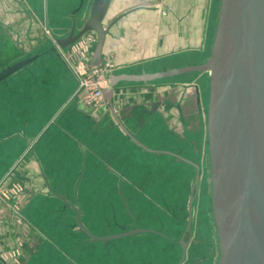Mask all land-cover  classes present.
<instances>
[{
    "label": "crops",
    "instance_id": "crops-1",
    "mask_svg": "<svg viewBox=\"0 0 264 264\" xmlns=\"http://www.w3.org/2000/svg\"><path fill=\"white\" fill-rule=\"evenodd\" d=\"M93 1L0 0V43L17 53L24 49L17 60L39 54L0 82V192L10 190L13 203L22 204L23 220L44 239L85 264H103L98 249L85 243L87 232L74 229L77 209L88 231L98 217L88 207L118 209L117 199L99 203V194L118 193L125 207L139 210L142 170L172 164L174 158L198 164L186 155L191 146L188 114L204 109L200 87L190 93L182 78L121 82L111 104L105 100L84 109L74 98L78 81L72 69L83 73L92 62L97 33L90 31L63 50L45 33L66 38L81 31ZM220 6L221 0H111L102 21L109 28L102 51L106 88L114 76L163 72L203 59ZM190 53L196 57L190 59ZM169 82L177 85L174 91L164 88ZM160 93H167L163 101L157 99ZM47 256L44 264L54 258ZM134 257L141 264L147 259L141 252Z\"/></svg>",
    "mask_w": 264,
    "mask_h": 264
},
{
    "label": "water",
    "instance_id": "water-1",
    "mask_svg": "<svg viewBox=\"0 0 264 264\" xmlns=\"http://www.w3.org/2000/svg\"><path fill=\"white\" fill-rule=\"evenodd\" d=\"M111 0H94L84 28L66 38H56L65 49L84 34L97 33L91 65H100L109 28L102 21ZM53 50H57L54 47ZM39 54L0 70V82L31 64ZM210 72L207 106L208 144L212 164V205L218 229V264H264V0H222L211 55L207 62L156 73L119 75L104 90L110 104L121 82L148 83L190 72ZM192 163V162H190ZM196 182L200 181V167ZM194 192V191H193ZM189 204L180 264L186 258L185 237L191 232L193 204ZM95 240H108L89 233Z\"/></svg>",
    "mask_w": 264,
    "mask_h": 264
},
{
    "label": "rangeland",
    "instance_id": "rangeland-1",
    "mask_svg": "<svg viewBox=\"0 0 264 264\" xmlns=\"http://www.w3.org/2000/svg\"><path fill=\"white\" fill-rule=\"evenodd\" d=\"M54 36L48 32L45 33L48 41H55ZM83 40H87V37ZM214 40L215 35L211 48L206 46L204 49L203 59L190 60L189 66L207 62ZM6 46L5 42L0 43V70L21 61L17 59L26 53L24 49H22L23 52L20 50V53L5 49ZM49 46H44L40 51H45ZM192 55L190 53V59L196 57ZM102 71L108 82L106 68L103 67ZM180 78L187 81L185 84L190 87V93H194V86L198 85L203 100V114L197 115L194 109L188 114L191 146L186 152V155L193 157L200 164V181L196 182L197 171L193 166L174 158L173 165L163 163L156 169L142 170L137 184L140 190L138 205L141 208L134 210L135 212L123 205L118 193L115 195L99 194V203L107 198L119 201L118 209L115 205L114 208L110 205L107 209L88 207V213L96 212L98 216L96 223L88 225V232L97 237L109 238L108 240H95L88 235L85 239L89 247L98 249L97 252L103 264H141L142 262L134 257L140 252L144 258L149 257V260L145 259L144 264L147 263L146 261H148L147 264H180L183 253L180 241L186 232L189 204L194 192H196V198L193 204V222L191 232L185 237L187 252L181 264H218L219 262L220 246L212 205V164L207 132V106L211 75L208 71L190 72L155 81V83L164 80L178 81ZM176 86L175 83L169 82L164 88L167 90L172 88L174 91ZM178 87L181 85L179 84ZM164 96H167V93H160L157 99L163 101ZM5 190L6 188L0 192V259L3 262L6 264H44L43 259L50 254L54 258L46 264H85L66 248L63 249L60 246L59 248L53 242L44 239L38 230L23 220L22 204L13 203L14 199H11L10 190ZM10 200L12 204H15L13 207L8 203ZM75 227V230L78 228L83 230L78 224ZM164 244H168V248L171 247L164 250Z\"/></svg>",
    "mask_w": 264,
    "mask_h": 264
},
{
    "label": "built area",
    "instance_id": "built-area-1",
    "mask_svg": "<svg viewBox=\"0 0 264 264\" xmlns=\"http://www.w3.org/2000/svg\"><path fill=\"white\" fill-rule=\"evenodd\" d=\"M96 41L97 39L94 42ZM59 49L63 50L60 47ZM64 58L66 59V56ZM91 63L87 64L83 73L79 72L75 67L72 69L78 81L74 98L82 102L84 109L88 108V106L95 108L103 104L105 101L104 90L108 85L102 71V65L106 62L104 61L98 66H92Z\"/></svg>",
    "mask_w": 264,
    "mask_h": 264
},
{
    "label": "flooded vegetation",
    "instance_id": "flooded-vegetation-1",
    "mask_svg": "<svg viewBox=\"0 0 264 264\" xmlns=\"http://www.w3.org/2000/svg\"><path fill=\"white\" fill-rule=\"evenodd\" d=\"M192 163H194V162H192ZM195 164H197V163H195ZM199 166H200V164H198ZM194 166V165H193ZM201 168V167H200ZM196 169V168H195ZM197 171V170H196ZM192 222H193V219H192ZM191 226H192V224H191ZM187 235V234H186ZM139 250V249H138Z\"/></svg>",
    "mask_w": 264,
    "mask_h": 264
},
{
    "label": "bare ground",
    "instance_id": "bare-ground-1",
    "mask_svg": "<svg viewBox=\"0 0 264 264\" xmlns=\"http://www.w3.org/2000/svg\"><path fill=\"white\" fill-rule=\"evenodd\" d=\"M200 167V166H199Z\"/></svg>",
    "mask_w": 264,
    "mask_h": 264
}]
</instances>
